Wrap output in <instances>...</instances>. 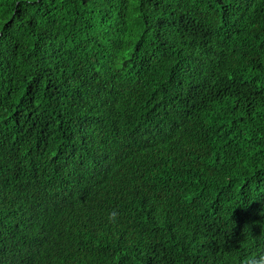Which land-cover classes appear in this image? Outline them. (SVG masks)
I'll return each mask as SVG.
<instances>
[{
  "label": "trees",
  "instance_id": "trees-1",
  "mask_svg": "<svg viewBox=\"0 0 264 264\" xmlns=\"http://www.w3.org/2000/svg\"><path fill=\"white\" fill-rule=\"evenodd\" d=\"M264 0H0V264H260Z\"/></svg>",
  "mask_w": 264,
  "mask_h": 264
},
{
  "label": "clouds",
  "instance_id": "clouds-1",
  "mask_svg": "<svg viewBox=\"0 0 264 264\" xmlns=\"http://www.w3.org/2000/svg\"><path fill=\"white\" fill-rule=\"evenodd\" d=\"M260 264H264V260L260 261Z\"/></svg>",
  "mask_w": 264,
  "mask_h": 264
}]
</instances>
